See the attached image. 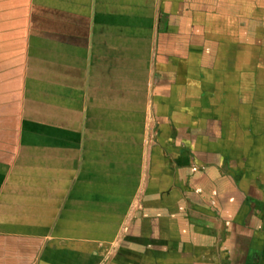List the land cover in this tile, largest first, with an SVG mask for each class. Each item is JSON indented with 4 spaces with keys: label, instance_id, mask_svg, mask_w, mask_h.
I'll return each instance as SVG.
<instances>
[{
    "label": "crops",
    "instance_id": "crops-1",
    "mask_svg": "<svg viewBox=\"0 0 264 264\" xmlns=\"http://www.w3.org/2000/svg\"><path fill=\"white\" fill-rule=\"evenodd\" d=\"M0 264H264V0H0Z\"/></svg>",
    "mask_w": 264,
    "mask_h": 264
}]
</instances>
